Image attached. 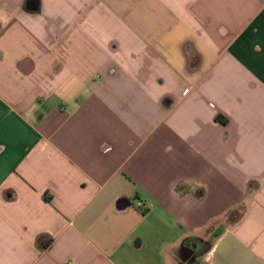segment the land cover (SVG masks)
Returning a JSON list of instances; mask_svg holds the SVG:
<instances>
[{
    "label": "crops",
    "instance_id": "1",
    "mask_svg": "<svg viewBox=\"0 0 264 264\" xmlns=\"http://www.w3.org/2000/svg\"><path fill=\"white\" fill-rule=\"evenodd\" d=\"M0 264H264V0H0Z\"/></svg>",
    "mask_w": 264,
    "mask_h": 264
},
{
    "label": "trees",
    "instance_id": "2",
    "mask_svg": "<svg viewBox=\"0 0 264 264\" xmlns=\"http://www.w3.org/2000/svg\"><path fill=\"white\" fill-rule=\"evenodd\" d=\"M46 198V197H45ZM51 202V199L49 200Z\"/></svg>",
    "mask_w": 264,
    "mask_h": 264
},
{
    "label": "built area",
    "instance_id": "3",
    "mask_svg": "<svg viewBox=\"0 0 264 264\" xmlns=\"http://www.w3.org/2000/svg\"><path fill=\"white\" fill-rule=\"evenodd\" d=\"M139 205H142V204H139Z\"/></svg>",
    "mask_w": 264,
    "mask_h": 264
}]
</instances>
